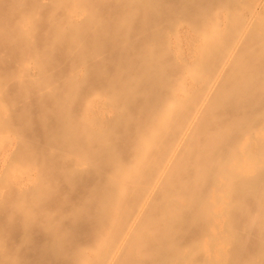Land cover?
Instances as JSON below:
<instances>
[{
  "label": "bare ground",
  "instance_id": "bare-ground-1",
  "mask_svg": "<svg viewBox=\"0 0 264 264\" xmlns=\"http://www.w3.org/2000/svg\"><path fill=\"white\" fill-rule=\"evenodd\" d=\"M0 162V264H264V0H0Z\"/></svg>",
  "mask_w": 264,
  "mask_h": 264
},
{
  "label": "rangeland",
  "instance_id": "rangeland-1",
  "mask_svg": "<svg viewBox=\"0 0 264 264\" xmlns=\"http://www.w3.org/2000/svg\"><path fill=\"white\" fill-rule=\"evenodd\" d=\"M3 164H4L3 162H0V180H2V177H1V176H3V174L1 173V171H2V167H3ZM2 190L5 191L4 188H1V189H0V200H2L1 198H3V195L5 194V192H3ZM2 194H3V195H2ZM11 197H12V196H11ZM18 227H19V226H18ZM18 227H15L16 230H17ZM13 230L15 231V229H13ZM18 230H20V229H18ZM15 232L18 233V231H15ZM12 235L15 236V237L13 236L14 238H17V237H16V234L12 233ZM27 248L29 249V251H31V249H30L31 247L29 248V246H28ZM25 249H26V247H25ZM25 249H24V250H25ZM28 249H27V250H28ZM22 250H23V249H22ZM29 251H27V253H25V254L27 255ZM25 252H26V251H25ZM22 253H23V251H22ZM29 253H30V252H29ZM23 254H24V253H23ZM28 255H30V254H28Z\"/></svg>",
  "mask_w": 264,
  "mask_h": 264
}]
</instances>
